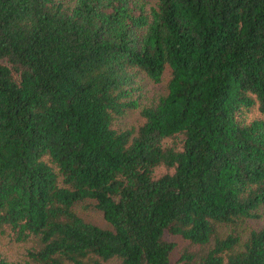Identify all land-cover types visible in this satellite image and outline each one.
Listing matches in <instances>:
<instances>
[{
  "label": "trees",
  "instance_id": "trees-1",
  "mask_svg": "<svg viewBox=\"0 0 264 264\" xmlns=\"http://www.w3.org/2000/svg\"><path fill=\"white\" fill-rule=\"evenodd\" d=\"M263 210L264 0H0V264H264Z\"/></svg>",
  "mask_w": 264,
  "mask_h": 264
},
{
  "label": "rangeland",
  "instance_id": "rangeland-1",
  "mask_svg": "<svg viewBox=\"0 0 264 264\" xmlns=\"http://www.w3.org/2000/svg\"><path fill=\"white\" fill-rule=\"evenodd\" d=\"M168 74L169 73L167 70L165 72L163 82H161L160 84L154 85L146 82L145 90L149 96L154 95L158 91H160L169 76ZM254 115H256V111H251L249 113V118ZM138 120L139 118L136 112H130L128 116L124 119L125 123L127 124H136ZM75 210L87 220L96 222L98 224H104L100 213L93 209L87 202L76 204ZM262 213L263 216L261 218L248 220L246 223L243 224V226L239 230L241 232H244V234L246 235L251 230L260 228L264 221V210L262 211ZM26 247L27 246L25 244L13 242L6 236H0V254L6 257L8 260H20L26 250ZM172 264H177L175 259Z\"/></svg>",
  "mask_w": 264,
  "mask_h": 264
}]
</instances>
